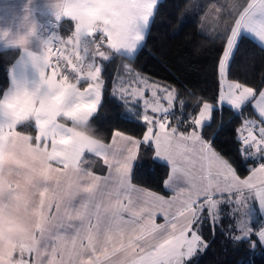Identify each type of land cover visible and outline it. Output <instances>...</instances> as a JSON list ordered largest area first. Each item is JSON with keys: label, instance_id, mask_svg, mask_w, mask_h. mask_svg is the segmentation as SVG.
<instances>
[{"label": "snow or ice", "instance_id": "obj_1", "mask_svg": "<svg viewBox=\"0 0 264 264\" xmlns=\"http://www.w3.org/2000/svg\"><path fill=\"white\" fill-rule=\"evenodd\" d=\"M119 4L120 11L106 16L98 28L90 31L75 23L81 18L93 20L98 15L88 0H57V19L69 21L71 34L49 41L42 56L29 53L39 69L37 82L27 86L12 80L10 87L0 91V148L16 134L17 120L34 116L35 141L51 150V158L57 165L55 170L74 169L88 194L79 207L71 204L70 216L58 218L57 231L65 230L64 238L30 249L21 256V264H44L41 257L46 255L50 256L46 264H102L103 261L108 264H199L218 230L233 243L243 238L254 247L256 241L251 239L254 235L264 244V224L253 227V214L264 215V87L257 89L229 79L232 63L246 39L242 32L264 42V0H244L233 6L235 11L229 12L232 22L224 27L220 37L223 43L217 50L216 68L221 84L217 102L202 100L199 111L189 113L187 119L177 118L172 123V110L177 103L181 109L185 104L183 99L178 100L174 88L149 83L130 64L125 65L131 74L128 86L121 83L112 95H118L125 104L129 98L143 99L142 109L129 110L127 114L142 122L144 131L140 137L119 129L113 131L105 150L95 153L109 169L110 175L101 177L82 167L85 151L61 127L58 118L69 116L91 122L100 114L107 64L116 54L129 60L138 55L162 0H119ZM85 38L96 46L95 55L84 53L81 58L91 66L87 75L75 65L61 67L59 45H79ZM19 43L23 44L24 40ZM84 81L87 86L82 89L79 85ZM146 90H151V101L144 98ZM225 106L236 115H242L250 106L258 117L244 119L234 129L239 161L215 147V140L223 130L222 123L211 136L205 131L211 128L214 113H222ZM142 146L146 150L143 155ZM148 150L152 152L151 157ZM254 159L260 161L258 166L242 175L244 165ZM161 162H166L169 168L164 186L174 193L167 198L132 184L134 169L148 173ZM112 179L118 186L116 192L109 185ZM119 189L136 193L135 202L128 198L127 205L122 204ZM63 194L60 184L37 194L30 201L35 215L47 223L53 216L49 213L54 204L59 212L56 202ZM105 196L117 199L110 215L102 217L98 211H92V203L97 197ZM222 205L229 206L227 217L223 215ZM99 207L95 204L96 209ZM123 213L128 214L127 219ZM238 214L246 219L237 221ZM157 215L163 217V223L156 222ZM225 218L233 221L227 233ZM205 224L210 230L208 237L204 235ZM68 229L71 233H67ZM36 234L41 237L44 234L39 225ZM33 254L34 261L30 259Z\"/></svg>", "mask_w": 264, "mask_h": 264}, {"label": "trees", "instance_id": "obj_2", "mask_svg": "<svg viewBox=\"0 0 264 264\" xmlns=\"http://www.w3.org/2000/svg\"><path fill=\"white\" fill-rule=\"evenodd\" d=\"M243 2L244 0L208 2L210 10L204 11L203 17L188 21L176 32L182 15L191 5L195 4V0H163L162 7L159 8L146 42L138 55L132 60L115 55V58L107 64L106 85L100 114L83 127L90 130L95 126V134L102 132L106 143H110L112 133L116 129L137 137L141 136L144 131L142 122L133 120L127 114L129 110L139 111L140 106L137 104L135 108H131L118 96L112 95L127 73L125 65L129 64L146 80L174 88L178 100L185 101L183 109L177 103L172 110V123H175L177 118L187 119L189 113L198 112L199 103L202 100L216 104L221 88L216 68L217 50L223 43L220 37L224 27L232 22L229 12L235 11L233 6ZM71 30L72 25L69 22H63L61 29L63 36L70 35ZM244 36L246 39L232 63L229 79L239 80L259 89L264 87V48L249 36ZM20 54L19 49L0 51V91L10 86V70ZM214 117L211 128L205 129L206 133L211 136L212 131L222 123L223 130L215 140V147L230 159L239 161L240 157L237 153L239 145L234 129L241 124L242 120H256L258 117L250 106L243 110L242 115H236L225 106L223 112H215ZM19 130L31 133L33 136L36 135L33 122H28ZM145 151L142 146L141 155ZM151 155L152 152L148 150V156L151 157ZM259 163L258 159L248 161L244 165L242 175H247L248 169L258 166ZM168 173L169 168L164 163L158 164L153 171L148 173L134 169L132 183L169 197L170 192L164 186ZM221 207L223 215L227 217L229 206L222 205ZM239 217L238 214L237 221ZM253 220L254 228L264 224L262 216L257 213L253 214ZM230 223L233 221L228 218L223 220L226 233ZM204 235L210 236L207 224L204 226ZM251 239L256 241L254 247L243 238L233 243L227 235H221L218 230L214 242L200 258L199 264H264V246L254 235Z\"/></svg>", "mask_w": 264, "mask_h": 264}, {"label": "clouds", "instance_id": "obj_3", "mask_svg": "<svg viewBox=\"0 0 264 264\" xmlns=\"http://www.w3.org/2000/svg\"><path fill=\"white\" fill-rule=\"evenodd\" d=\"M89 4L106 16L120 11L116 0H89ZM78 22L90 31L98 27L96 22L87 18ZM73 53L74 49H69L64 59L67 60ZM33 118L28 116L17 120L16 134L0 148V264H21V256L41 244L36 227L39 225L45 232L48 224L35 215L30 203L32 198L46 189L51 191L57 184L68 193L76 194L82 187L74 169L69 167L57 172L51 150L36 142L31 133L19 130ZM60 124L74 141L82 145L84 151L95 154L105 150L104 134H95V126L86 130L84 122L69 116H64Z\"/></svg>", "mask_w": 264, "mask_h": 264}, {"label": "crops", "instance_id": "obj_4", "mask_svg": "<svg viewBox=\"0 0 264 264\" xmlns=\"http://www.w3.org/2000/svg\"><path fill=\"white\" fill-rule=\"evenodd\" d=\"M201 1H199L196 5V8L200 16L205 14L204 11L210 10L209 9L210 5L208 4V2H211L213 0H207L208 2L207 1L204 2L205 0L204 1L201 0ZM116 2L119 3V0H116ZM56 5H57V0H0V51L11 50V49H19L21 51L20 57L14 63V65L10 70V84L12 80H15L21 84L31 86L32 84L38 81L39 69L36 66V64L32 61L29 53L37 56L43 55L45 46L47 44L46 35L47 32L51 29V26L49 25V21L57 19L58 9ZM94 9L98 15L92 21L96 22L99 27L100 23L106 17V15H103L100 9L97 8ZM60 20H62L63 22H69L67 19L64 18ZM75 23L80 24L78 20H76ZM203 25H205V23H203ZM244 35L249 36L251 39H253L256 43H258L261 47L264 48V42L259 41L258 38H252L248 33H245ZM21 40H24L23 44L19 43ZM105 51H110V50L105 49ZM126 72L127 73L121 83H123L125 86H128V82L131 79V74L127 70ZM81 84L82 85L79 86L82 89L87 86L86 81L81 82ZM120 86L121 84H119L117 89ZM160 95L163 96V93H160ZM144 98L150 101L153 99L151 93H149L148 91H145ZM161 101L163 104H166V101H164L163 99H161ZM129 103L131 104L134 103L135 107L138 104L140 106V109L143 108L142 98H137V99L129 98L128 104ZM149 114L151 113L149 112ZM30 122L34 123V118ZM58 122L59 123L63 122V118H58ZM87 123L88 122H84L83 126L86 125ZM161 163L166 164V162H161ZM82 167L87 168L88 170L94 172V174L99 175L101 177L110 175L109 169L104 164L103 159L101 157H97L93 153H88L86 151H85L84 163L82 164ZM109 185L111 186V190L113 192L117 191L118 186L116 185V181L114 179L109 181ZM136 187L137 189L146 190L139 186ZM166 190L170 192L169 197H171L174 194L171 189L166 188ZM119 193L120 195L118 198L122 204L127 205L128 198H132L133 201L135 202L136 193L130 192L125 189H119ZM146 194L147 193L145 192V195ZM87 196L88 194L84 192L82 187L81 190L79 191V194H76L74 192L68 193L64 189L63 198L56 202L59 204V212L56 211L54 204L51 212L49 213L50 215L53 216L49 218L47 222L48 224L47 231L44 232L42 237L37 234V236H39L41 239L40 246L50 243L53 239H56L57 242H59L64 238L63 234H66L65 230L63 229L61 230L62 234L58 233L57 231V226L59 223L58 218L70 216L72 214L71 204H75L76 207H79L80 203L82 202V199H86ZM116 199H117L116 196H113L111 198L107 196L102 198L97 197L92 203V211L93 212L98 211L102 217L110 215L111 208L115 206ZM97 203L100 205L99 209L95 208V204ZM106 208L109 209L108 212L105 211ZM123 215L125 216L126 219L128 218L127 213H123ZM93 222H95V217H93ZM156 222L163 223L164 222L163 217L157 215ZM74 223H79V222L76 221ZM71 231H72L71 229H68L67 233H71ZM70 238L71 237L69 236V239ZM262 245L264 246V244ZM30 259L34 261L35 255L33 254L30 257ZM41 259L44 261V264H46L47 260L50 259V256L46 255L41 257ZM110 259L116 260V257H110ZM102 264H108V262L103 261Z\"/></svg>", "mask_w": 264, "mask_h": 264}, {"label": "built area", "instance_id": "obj_5", "mask_svg": "<svg viewBox=\"0 0 264 264\" xmlns=\"http://www.w3.org/2000/svg\"><path fill=\"white\" fill-rule=\"evenodd\" d=\"M62 20H51L49 21V25L51 26V29L47 32L46 35V41L47 43L49 41H55L56 36H61L63 38H67L63 36L61 29H62ZM60 47V54L58 57V62L61 67H66L70 65H75L79 71H81L84 75L88 73L90 70V64L88 62L82 61V56L84 53H87L89 56L95 55V44L91 42L89 39L85 38L82 40L79 45H59ZM77 48L79 51H77ZM69 49H74V53L71 57H69L67 60L64 59V56L68 54ZM53 61L55 62V57H53ZM71 79V76H70Z\"/></svg>", "mask_w": 264, "mask_h": 264}, {"label": "rangeland", "instance_id": "obj_6", "mask_svg": "<svg viewBox=\"0 0 264 264\" xmlns=\"http://www.w3.org/2000/svg\"><path fill=\"white\" fill-rule=\"evenodd\" d=\"M199 1H201V0H195V4H193V5H191L189 8H188V10H187V12L185 13V14H183L182 15V17H181V20H180V24H179V26H178V28H177V30H176V32H178L179 31V29L181 28V26L182 25H184L185 23H187L188 21H193V20H195L197 17H200V14H199V12H198V10H197V8H196V5H197V3L199 2ZM202 2V1H201ZM200 5H201V3H200ZM206 9V8H205ZM203 10V9H202ZM201 17H203V16H201ZM245 33H243L242 32V35H244ZM45 40V39H44ZM150 83V82H149ZM152 83V82H151ZM154 83V82H153ZM155 84H158V83H155ZM225 88H226V85L224 86ZM146 91H148L149 93H151V90H146ZM161 103H162V101H161ZM129 105H130V107L131 108H135V104L134 103H129ZM262 218H263V221H264V215H262ZM244 219H246L245 217H241V215H240V217L238 218V221L239 220H244Z\"/></svg>", "mask_w": 264, "mask_h": 264}]
</instances>
